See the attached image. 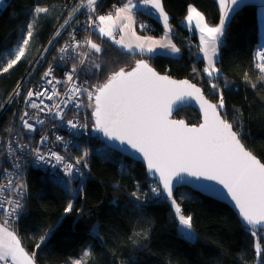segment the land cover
I'll use <instances>...</instances> for the list:
<instances>
[{
    "label": "trees",
    "instance_id": "1",
    "mask_svg": "<svg viewBox=\"0 0 264 264\" xmlns=\"http://www.w3.org/2000/svg\"><path fill=\"white\" fill-rule=\"evenodd\" d=\"M0 7V58L20 38L32 20L38 5L48 14L35 20V29L25 57L0 74V137L10 127L17 109L11 100L14 91L22 86V95L36 83L53 59L58 45L42 60V51L61 23L69 4L81 0H5ZM124 7L128 0H116ZM136 21H150L155 30L142 35L160 37L165 33L162 21L148 17L139 7L144 0H131ZM169 22L175 27L174 41L180 56L128 53L105 44L100 53L91 50L82 70L90 91L103 84L120 68L128 69L138 60L147 61L156 71L176 79H189L200 86L214 103L222 92L225 107L221 113L233 124L240 139L264 163V82L256 67L260 30L256 7H246L224 27L216 67L219 77H209L201 57L198 38L185 26L189 7L197 8L211 26L220 24L222 13L216 0H161ZM97 37V36H96ZM195 45V46H194ZM99 65V69L95 65ZM257 83L256 88L245 80ZM215 82L220 91L212 88ZM31 83L29 86L28 84ZM94 97V96H93ZM85 105L82 119L89 132L80 141L89 153L76 146L70 156L83 157L88 165L86 181L72 211L65 208L72 198L57 178L34 169H25L22 186L28 194L19 197L22 216L14 226L21 246L28 255L35 253L34 264H72L91 253L88 264H256L255 241L264 242L259 234L253 236L233 210L224 203L204 197L188 188H180L174 197L183 214L192 217L191 239L175 216L171 202L152 192L158 184L148 179L143 164L126 158L105 147L95 134L92 111ZM176 118L189 124H199L194 109L179 111ZM22 175V176H23ZM25 179V180H24ZM137 193L134 196L133 193ZM17 196V195H16ZM4 216L0 213V224ZM43 243L40 238L45 236ZM40 244L37 248L36 245ZM264 259V254L260 257ZM260 261V260H259Z\"/></svg>",
    "mask_w": 264,
    "mask_h": 264
},
{
    "label": "snow or ice",
    "instance_id": "2",
    "mask_svg": "<svg viewBox=\"0 0 264 264\" xmlns=\"http://www.w3.org/2000/svg\"><path fill=\"white\" fill-rule=\"evenodd\" d=\"M3 2L4 0H0V3ZM144 2L150 4L160 13L165 27H167L168 16L163 10L161 0H144ZM238 2L239 0H230L231 5H237ZM85 6L89 11H95L96 0H87L86 5L84 0H81L80 7ZM219 6L222 18L216 27H210L206 24L203 15L193 7H189L186 17L189 24L195 20L196 27L202 33L201 43L203 47L201 51L204 59L208 62L204 71L209 77H213L214 73L219 74L214 57L217 55L219 37L223 35L225 19L228 17L229 11L232 10L229 7V0H219ZM132 7L135 5H132L131 0H128L124 7L116 9L114 16L109 14L98 18L100 24L105 25L99 29L100 34L112 39L114 43L127 49L128 52L133 51L132 44H125L123 37L120 40H115L112 30L116 20H131ZM75 11H79V8H76ZM47 12V8L37 5L33 10L34 19L41 13ZM71 18L70 15L64 24L67 25ZM124 27L127 28L128 25H124ZM32 35L33 23L30 22L27 25L25 38L16 49L14 58H10L7 61V66L2 68L4 72H7L21 60ZM56 35H59V32ZM74 39L75 37H73ZM136 40L140 41V38L136 37ZM86 43L95 53L101 52L102 49L97 43L92 40H86ZM157 44L160 47H169L173 52H179V49L173 44H160L150 39L147 41V51L152 52L154 50L152 46ZM75 47H80V45L76 44ZM135 47L143 52L145 42H139ZM66 51L67 48L61 49V52ZM260 59L264 60V53L260 54ZM80 63L83 64L84 60L81 59ZM95 67L99 69L100 66L97 64ZM256 67L261 74L257 78V82H264V63H257ZM76 72L77 68L73 66L71 73L67 75L69 83L73 81ZM51 74L52 69L49 68L44 77H49ZM245 80L251 84L252 88H256L257 83L249 79L247 73ZM47 83L58 84L61 82L47 80ZM212 88L220 91L215 82L212 83ZM68 91L77 97L81 93H87L89 101L94 96L95 130L103 132L108 139L119 141L121 144L126 143L136 152L143 154L147 161L149 173L153 177L158 174L159 183L162 185V189L159 186L153 187L152 192L157 196H165L171 202L179 224L186 230L184 233L186 238H192V217L183 214L180 204L173 196V182H180L184 176L197 179L203 177L223 185L232 200L235 201L240 216L249 226L248 230L251 234L256 236L258 232H264V163H261L245 148L239 133L233 130V124L221 116L219 110L225 107L222 92L217 103H209L195 85L190 84L187 80L177 83L167 76H160L143 60H138L135 68L129 71L120 68L119 71L113 72L105 83L94 86V91H89L87 88L75 84L69 87ZM26 95L25 103L34 96L36 99L46 97L51 100L53 96L59 95V93L53 87L50 91L49 89L39 92L29 90ZM185 95L194 96L200 101L204 112V122L199 127H188L183 120L169 119L173 102L182 99ZM72 98L71 95L68 97L69 100ZM41 103L43 102L41 101ZM30 107L39 108L40 105L33 102ZM53 107L59 109V105H53ZM75 107H80V105L76 104ZM44 108H49V106L44 105ZM55 115L63 118V113L59 110ZM27 116L29 113L25 112L21 117L23 126L29 131H35L33 125L24 119ZM37 122L43 123L42 120ZM68 124L72 128L77 127V124L71 120L68 121ZM46 139L47 137H43L41 142L43 143ZM56 139L61 140L62 138L57 136ZM34 151L38 159H46L39 148L34 149ZM84 156H87L86 152ZM52 158L58 164H63V171L67 177L74 178L75 166L72 163H65L62 156L55 152H49L47 159ZM81 159H78L76 164H80ZM84 167H87L86 161ZM12 185L13 181L9 180L7 185L0 186V191H3L5 187L11 188ZM133 195L137 196V193L134 192ZM137 199H139L138 196ZM8 204L11 205L10 210H7L6 213L8 218L0 224V261H5L6 264L9 260L10 264H34L35 253L31 255L25 253L20 247L17 236L7 228V225L11 223L9 218L14 216L17 208L21 205L18 200H8ZM3 206L4 202L0 201V209H3ZM72 207V204L69 203L65 208V213L71 212ZM45 238L46 234L40 238V242L43 243ZM36 247L39 248L40 244H37ZM255 248L257 259L260 260V264H264V259H260L264 254V248L259 242L256 243ZM90 255V252L85 251L82 258L73 261L72 264H88Z\"/></svg>",
    "mask_w": 264,
    "mask_h": 264
},
{
    "label": "built area",
    "instance_id": "3",
    "mask_svg": "<svg viewBox=\"0 0 264 264\" xmlns=\"http://www.w3.org/2000/svg\"><path fill=\"white\" fill-rule=\"evenodd\" d=\"M86 2L87 0H84L85 5ZM80 4L81 1L69 4L64 17L61 19V23L54 30L53 35L41 53L42 60H45L56 45L59 44L55 54L56 58L51 61L39 80L27 88L24 95H22L21 91L22 86L19 85L11 97V100H16L18 107L14 113L10 127L0 137V186L7 185L9 180L13 181L11 188L5 187L3 191H0V201L4 202L0 213L4 216V219L8 218L6 213L11 208L8 200L17 201L19 197L24 199L27 197V188L19 187L22 185L20 183H23L22 178L24 177L25 169L33 167L55 178H70L64 174L63 164H58L54 158L47 159L49 152H55L64 158L65 163H72L75 166L74 178L70 179L86 181L88 165L84 167L85 162L83 159L77 156H70V154L76 149L75 141L81 140L88 135L89 125L82 119V114L89 99L87 93H81L77 97L73 93H70L68 88L75 84L89 90L87 81L84 80L82 74V70L92 50L87 45L86 40H92L95 43L100 29L98 18L100 16H108L109 14L114 15L116 9L122 8V6L116 0H96L95 11H89L86 6L80 7ZM76 8H79V11H75ZM141 10L148 17L155 18L158 21L163 20L160 13L152 7H145ZM131 12L135 17L137 11L133 10ZM70 15L72 18L65 25L64 21ZM136 27L146 33H151L155 30L154 25L148 20L136 21ZM57 32H59V35H56ZM73 37H75L74 40ZM76 44H79L80 47L74 48ZM62 48H67V51L61 52ZM195 48L200 49V45L196 44ZM261 53H264V49L262 48L257 51L256 63H264V60L260 59ZM81 59L84 60L83 64L80 63ZM73 66L77 68V72L73 76V81L69 83L67 75L71 73ZM49 68L52 69V74L45 78L44 74ZM47 80L60 81L61 83L48 84ZM53 87H55L59 95L53 96L51 100H48L46 97L36 99L34 96L25 103L27 100L26 94L29 90L39 92L49 89L50 91ZM70 95L73 97L71 100L68 99ZM33 102L39 104L40 107H30V104ZM76 104H79L80 107H75ZM44 105H48L51 111L49 112V108H44ZM53 105H59V109L53 107ZM57 110L63 113L62 119L55 115ZM25 112H28L29 116L24 117V119L33 125L35 131H29L23 126L21 117ZM39 120H42L43 123H38L37 121ZM69 120L76 123L77 127L72 128L68 124ZM95 134L98 135L96 130ZM57 136L62 139L57 140ZM43 137H47V139L42 143ZM36 148H39L41 153L45 155V160L37 158L34 151ZM78 159H81L80 164H76ZM22 210L20 209V213L16 210L14 216L9 218L11 222L20 220L23 214ZM0 264H6V262L0 261ZM7 264H10V261Z\"/></svg>",
    "mask_w": 264,
    "mask_h": 264
},
{
    "label": "water",
    "instance_id": "4",
    "mask_svg": "<svg viewBox=\"0 0 264 264\" xmlns=\"http://www.w3.org/2000/svg\"><path fill=\"white\" fill-rule=\"evenodd\" d=\"M262 6H264V0H239L237 5H231L230 0H229V7L232 10L229 11L228 17L225 19L224 27L228 26L232 22L235 15L237 13H239L240 11H242L244 8H246V7L258 8V7H262ZM143 61L145 63H147L153 69V71H155L160 76H167L170 80L176 81L177 83H180L182 81L187 80L190 84L195 85V87H197L201 90V95L203 96V98L205 100H207L209 103L215 104L213 101H211L205 95L204 90L200 86H198L194 82H192L191 80H189V79H176V78L171 77L167 74H162V73L156 71L147 61H145V60H143ZM135 65H136V63L132 67L125 69V71H129V70L135 68ZM93 100H94V105H95L94 97H93ZM188 108L194 109L199 114V116H200V123L199 124H189L186 120L179 119V118L175 117L179 111H181L183 109H188ZM219 111L221 113V110H219ZM93 112H92V117H93V122H94V127H95V118L93 116ZM221 116L223 117L222 113H221ZM169 119H171V120H183L188 127H199V125H201L204 122V112L201 108L200 101L198 99H196L194 96L190 97L187 95L183 96L182 99H180V100L174 101L173 105H172V112H171V115L169 116ZM233 130H234V128H233ZM96 132L98 133L99 141L102 142L108 149L115 151V152L119 153L120 155H122L126 158H129L133 161H136V162L143 164V166L146 169V174H147L148 179L155 181L158 184V186L162 189V185L159 183L158 174L155 177H153L149 173L147 161L144 159L142 153L136 152L134 149H132L126 143L121 144L119 141L108 139V137L104 136L103 132H100V131H96ZM245 148H246V146H245ZM248 151H250V150H248ZM256 158L261 162V160L258 157H256ZM173 183H174L173 196L175 195L176 191L180 188L191 189L192 191L199 193L200 195H202L204 197L214 199L216 201H219V202L224 203L227 206H229L233 210V212L236 214V216L240 220L241 224L245 228H247V229L249 228V226H247L245 224L242 217L240 216L239 209L236 207L235 201L232 200L227 189H225L223 187V185L217 183L216 181L206 180L203 177L197 179L195 177H189V176H184L180 182L174 181ZM257 234L260 235V237L262 238V240L264 242V232H258Z\"/></svg>",
    "mask_w": 264,
    "mask_h": 264
},
{
    "label": "crops",
    "instance_id": "5",
    "mask_svg": "<svg viewBox=\"0 0 264 264\" xmlns=\"http://www.w3.org/2000/svg\"><path fill=\"white\" fill-rule=\"evenodd\" d=\"M139 7L142 9V8H145V7H151V5L150 4H146L144 2V3L140 4ZM193 8H195V7H193ZM195 9L198 12H200L197 8H195ZM131 11H133V10L131 9ZM130 15H131V20L120 19V20H116L115 21V27L112 30V35L115 38V40H120L121 37H123L124 38L123 42L125 44L131 43L132 46H133V51L132 52H128L127 49L122 48L120 45L114 43V41L112 39H109L107 36L101 35L100 32L98 31L97 37H96V41L98 42L100 47H101L102 43H104V45L108 43V44H111L112 46L118 48L119 50H121L123 52H128V53L152 54V55L163 54V55H169V56H180L181 55V50L177 46V44L175 43L174 38H173L174 29L172 27H169L168 30L165 29V33L162 36H160V37L142 35L139 32V30L137 29V27H136V22H135L134 16L132 14H130ZM203 17H204V15H203ZM204 22L206 24H208L205 17H204ZM184 24L190 30V32L192 34H195L197 36L198 42L200 43V54H201V57L203 58L204 57L203 56V52L201 51V48L203 47V45L201 43L202 33L196 27V21L193 20L191 22V24H189L187 19H186ZM124 25H128V27L125 28ZM101 27H105V25L101 26V24H100V28ZM210 27H214V26H210ZM122 28H123V31H121ZM136 37H139L140 41H137ZM222 37H223V35L221 37H219L218 41H222ZM149 39L153 40V41H157L160 44H166V43L173 44V45H175L176 48L179 49V52H173L169 47H160L159 44L153 45L152 47H153L154 50L152 52H148L147 51V41ZM97 42H95V43H97ZM139 42H145V50L143 52H141L138 48L135 47V45L137 43H139Z\"/></svg>",
    "mask_w": 264,
    "mask_h": 264
},
{
    "label": "rangeland",
    "instance_id": "6",
    "mask_svg": "<svg viewBox=\"0 0 264 264\" xmlns=\"http://www.w3.org/2000/svg\"><path fill=\"white\" fill-rule=\"evenodd\" d=\"M216 1H217L218 5H219V0H216ZM5 3H6V1L4 0L3 3H0V7H3V6L5 5ZM132 8H133V7H132ZM219 8H220V6H219ZM220 10H221V9H220ZM48 12H49V11H48ZM48 12H47V13H41L38 17H35V19H34V14H32V20H31V23H33V32H34V29H35V20H37V19H38L39 17H41V16H44V15L48 14ZM221 13H222V12H221ZM257 13H258L259 30H260V44H261L262 46H264V6H262V7H258V8H257ZM130 14H132V12H131ZM132 15H133V14H132ZM113 16H114V15H113ZM162 22H163V25H164V27H165L164 20H162ZM218 25H219V24H218ZM218 25H216V26H218ZM101 26H103V25H101ZM210 26H211V25H210ZM216 26H214V27H216ZM169 27H172L173 29H175V27L169 22V19H168V26L165 27V29L168 30ZM26 31H27V26H26V28L21 32V34H20V38L17 40L16 44H15L11 49L7 50V51L2 55V57L0 58V74L5 73V72L2 70V68L7 66V61H8L10 58H14L15 51H16V49L21 45L22 40L25 38ZM223 33H224V30H223ZM32 37H33V35H32ZM32 37H31V39L29 40V44H28L27 47L25 48V53H24V56L21 58V60L25 57V55H26V53H27V51H28V49H29V46H30V44H31ZM222 38H223V37H222ZM95 42H97V41L95 40ZM220 43H221V41H218V43H217V55L214 57V60H215L216 63H217V61L219 60V54H220ZM97 44H98V42H97ZM98 45H99V44H98ZM103 46H104V43H102V45H101V49L103 48ZM203 58H204V57H203ZM21 60H20V61H21ZM204 60H205V63H206V65H207V63H208L207 60H206V59H204ZM20 61H19V62H20ZM19 62H18V63H19ZM14 66H15V65H14ZM10 69H11V68H10ZM126 69H127V68H126ZM213 76H218V77H219V74L214 73ZM104 83H105V82H104ZM30 84H31V83H29L28 86H29ZM90 104L92 105L91 107L89 106ZM88 108H89V110H91L92 112L94 111V100H93V99H92L91 101H89ZM75 145H76L77 147H79L84 153H85V152H86L87 154L89 153V147H88V146H83V145L81 144V141H80V140H76V141H75ZM57 181H58V183H60V184L65 188V190L67 191V193L69 194V196L72 198L71 204L73 205L74 201L77 199V197L80 195V193H81V191H82V189H83V183H82V182H80V183H76L73 179H70V178H57ZM66 182H67V186H66ZM7 228H8L9 231H12V232L17 236V238L19 239V236H18L17 231H16V229L14 228V226L8 224V225H7ZM185 232H186V230L184 229L183 233H185ZM19 241H20V239H19ZM257 242H259L260 245H261V247L263 248V245H262V243L258 240V238H257L256 241H255V245H256ZM20 247L23 248V247L21 246V242H20ZM23 250H24V248H23ZM24 252H25V250H24ZM25 253H26V252H25ZM9 261H10V260H9ZM256 264H260V261L258 260V261L256 262Z\"/></svg>",
    "mask_w": 264,
    "mask_h": 264
}]
</instances>
